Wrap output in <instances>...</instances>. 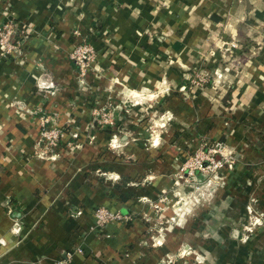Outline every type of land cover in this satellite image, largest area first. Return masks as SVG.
Instances as JSON below:
<instances>
[{"label": "crops", "instance_id": "crops-1", "mask_svg": "<svg viewBox=\"0 0 264 264\" xmlns=\"http://www.w3.org/2000/svg\"><path fill=\"white\" fill-rule=\"evenodd\" d=\"M10 20L28 42L0 45V264H264V0H0ZM217 142L235 165L192 201L179 167ZM101 207L130 221L100 227Z\"/></svg>", "mask_w": 264, "mask_h": 264}, {"label": "built area", "instance_id": "built-area-1", "mask_svg": "<svg viewBox=\"0 0 264 264\" xmlns=\"http://www.w3.org/2000/svg\"><path fill=\"white\" fill-rule=\"evenodd\" d=\"M16 25L11 20L0 22V45L2 46L4 55L14 54V51L27 43V40L24 38V35L26 36L25 32H21ZM69 57L78 68L81 77H85L88 74L89 69L97 58L95 49L87 43L86 40H82L78 43ZM193 84L195 86H204L205 80L196 78ZM95 115L99 117L100 123L102 124L108 126H113L115 124L111 112L96 111ZM42 121L40 153L38 154L43 157L49 156L53 159L56 157L64 132L60 128L46 127L47 123H49L48 119ZM70 136L77 139L79 134L73 133L72 135L70 134ZM68 147H72L71 142L68 143ZM234 165L235 159L233 155L226 152L221 142H217L214 143L213 148L205 147L200 149L195 157L187 163L184 169L186 181L190 179L195 180L200 175L205 178L214 177L221 170L225 168L232 169ZM196 189L198 190L199 187ZM95 217L100 227H105L114 222L130 221V218H123L120 213H113L102 207L96 209ZM82 253V248H78L69 252L66 260L59 261L56 264H72L74 256Z\"/></svg>", "mask_w": 264, "mask_h": 264}, {"label": "rangeland", "instance_id": "rangeland-1", "mask_svg": "<svg viewBox=\"0 0 264 264\" xmlns=\"http://www.w3.org/2000/svg\"><path fill=\"white\" fill-rule=\"evenodd\" d=\"M12 21L16 25V22L14 20H12ZM16 27H17V25H16ZM24 38L27 40V36H24ZM84 41H85V39H84ZM80 42L81 41H79V43ZM233 48H236V45ZM96 56H97V53H96ZM85 77H83V78H85ZM213 146H214V143L206 144V145L203 144V146L198 147L193 153H191L185 159L182 166L179 167L178 174H179V177L181 178V181L179 180L180 182L178 183V185L175 188L176 189L182 188L183 190L188 191L187 194H193V196L191 197L192 201L197 202L198 194H200L202 191H204L205 185H207L208 188L213 185L212 184L213 183V177H210V178L208 177V180L206 181V183L200 181L199 177H197L195 180L190 179L189 181H186L184 169L186 168L187 163L190 162V160L195 157V155L199 152L200 149L205 148V147L213 148ZM197 187H199L198 190L196 189ZM187 199H188L187 197L183 198V196L178 197L176 199V205L178 207L182 206L186 202ZM188 253H190L191 256H172L169 259L162 260L160 264H204L205 263L204 257L199 255V254H196V253H198L196 250L191 249L190 252H188ZM188 253H186V254H188ZM194 254H195V256H193ZM188 259H190V260H188Z\"/></svg>", "mask_w": 264, "mask_h": 264}]
</instances>
